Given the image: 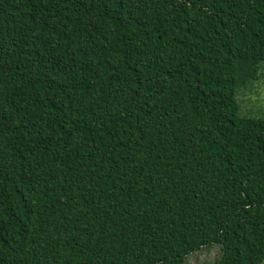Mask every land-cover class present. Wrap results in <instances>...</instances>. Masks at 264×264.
Masks as SVG:
<instances>
[{
  "label": "trees",
  "instance_id": "trees-1",
  "mask_svg": "<svg viewBox=\"0 0 264 264\" xmlns=\"http://www.w3.org/2000/svg\"><path fill=\"white\" fill-rule=\"evenodd\" d=\"M264 0H0V264H264Z\"/></svg>",
  "mask_w": 264,
  "mask_h": 264
},
{
  "label": "rangeland",
  "instance_id": "rangeland-1",
  "mask_svg": "<svg viewBox=\"0 0 264 264\" xmlns=\"http://www.w3.org/2000/svg\"><path fill=\"white\" fill-rule=\"evenodd\" d=\"M239 112L243 117L264 119V74L247 88L237 91ZM220 246L204 248L190 255L188 264H206L215 261L220 255Z\"/></svg>",
  "mask_w": 264,
  "mask_h": 264
}]
</instances>
